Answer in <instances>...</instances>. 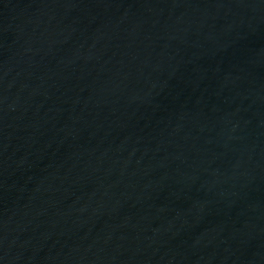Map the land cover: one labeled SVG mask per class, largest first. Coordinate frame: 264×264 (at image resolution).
Wrapping results in <instances>:
<instances>
[{
    "label": "water",
    "instance_id": "95a60500",
    "mask_svg": "<svg viewBox=\"0 0 264 264\" xmlns=\"http://www.w3.org/2000/svg\"><path fill=\"white\" fill-rule=\"evenodd\" d=\"M0 264H264V0H0Z\"/></svg>",
    "mask_w": 264,
    "mask_h": 264
}]
</instances>
